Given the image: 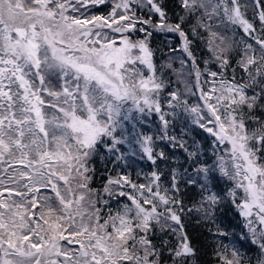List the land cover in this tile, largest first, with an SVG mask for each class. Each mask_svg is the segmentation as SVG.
Returning a JSON list of instances; mask_svg holds the SVG:
<instances>
[{"label": "snow or ice", "instance_id": "obj_1", "mask_svg": "<svg viewBox=\"0 0 264 264\" xmlns=\"http://www.w3.org/2000/svg\"><path fill=\"white\" fill-rule=\"evenodd\" d=\"M132 2L119 0L114 5L108 19L115 23L117 10L121 9L119 20L125 23L112 28L103 17L81 18L91 7L104 4L105 0H0V34L15 37L20 49L18 58L0 53V264H124L125 261L158 264V259L149 260L150 256H159V250L148 238L153 222L161 229L165 225L177 226L174 231L178 245L172 250L175 257L193 254L186 234L181 231L183 224L178 212H183V206L177 198L166 194L167 189H162L161 174L157 172L151 174L147 184H132L126 176L110 181L117 186L129 184L139 193L143 204L132 196V206L124 205L122 212L109 215L104 224L99 223V210L88 213L85 218L81 204L84 193H76L87 188L89 178L84 175L88 171L87 160L95 152L97 141L102 136L112 135L113 121L125 100H132L144 110L139 103L143 100V105L161 113L160 120L165 129L161 137H166L173 146L183 148L192 163L200 165L194 170L202 179L199 187L206 193L202 204L207 203V208L196 210L211 220L215 207L231 198L246 220L252 241L264 251V163H258L260 158L257 157V152L264 147V122L249 134L243 111L245 106L253 109L264 96V83L257 80L259 76L264 81V0H251L250 5L241 0H182L188 11L203 9L208 20L223 17L229 24L242 28L247 37L235 42L242 45L243 56L238 64L247 71L246 83L224 78L223 71L207 70L211 80L205 83H211L213 87L200 92L203 109L199 105L189 106L176 92L169 94L170 107L183 108L190 114L192 124L213 137L217 145H230L224 149L227 158L217 155L212 164L197 159L200 155L198 147L189 151L184 142L166 135L169 123L165 119L166 113L151 95L158 93L164 82H157L155 76L144 79L138 70L133 72L125 67L139 62L154 71L148 46L152 32L177 33L183 40L180 50L193 58L190 74L199 81L202 73L190 49L192 42L181 28L184 18H180V23H169L158 0H136L138 5L148 7L150 13L158 15V22L153 23L150 19L137 17L130 8ZM5 5L10 13L23 17L22 26L11 27L4 23ZM249 10L251 19L247 18ZM137 23L142 26L137 28ZM104 27L121 34L119 47L114 37L92 31ZM204 27L211 31L212 25L205 23ZM129 31L143 32L144 39L131 40L125 35ZM248 39L254 43H248ZM216 40L219 43H215ZM209 44L214 60L223 70L229 63L227 55L234 48L232 37L212 32ZM134 49L139 54L133 55ZM57 51L64 53L66 68L54 73L59 74L63 83L62 91L53 92L45 84L43 65L47 61H42L41 53L55 56ZM30 76L38 79L39 86H43L49 96L57 100L63 97V106L59 107L61 116L53 115L45 120L39 86L29 79ZM126 78L128 83H125ZM257 84L260 93L248 96L246 89ZM16 88L23 89L22 94ZM96 103L99 108L93 107ZM52 107L56 108L57 104ZM77 108L87 112L86 120L76 114ZM101 112L107 120L97 119ZM46 123L54 130L55 151L49 150ZM70 136L75 137V144L71 146L68 144ZM144 141V151L155 163L150 146L152 137L145 136ZM249 141H254L255 146L250 147ZM69 147L72 151L67 150ZM158 156L165 158V153L161 151ZM213 171L234 182L226 196L212 190L210 173ZM188 182L197 183L191 177ZM172 186L176 187L175 174ZM42 189H51L53 195L45 194ZM238 189L243 192L240 203L236 202ZM162 191L165 194H161ZM118 195L128 194L121 191ZM158 204L164 206L163 211L157 210ZM109 224L113 229L111 233L107 231ZM134 229L144 235L138 236ZM129 240L133 241L131 245ZM61 241L80 247L73 251L67 246L62 247ZM141 251L143 255H140ZM230 255L232 259H225L224 264H240L236 251ZM59 257H63V261ZM259 264H264V260Z\"/></svg>", "mask_w": 264, "mask_h": 264}, {"label": "trees", "instance_id": "obj_2", "mask_svg": "<svg viewBox=\"0 0 264 264\" xmlns=\"http://www.w3.org/2000/svg\"><path fill=\"white\" fill-rule=\"evenodd\" d=\"M116 1L118 0H105L104 4L93 8L92 14H90V10L86 14L88 15L87 18L92 16L103 17L110 23V20L107 19ZM158 2L161 3L166 12L169 23H180V18H184L181 28L192 42L190 49L193 52L195 64L202 73L199 81H197L194 74H190L193 70V58L188 57L180 50L183 40L177 33L152 32V36L148 41L154 65V71L152 72L157 82H164L163 88L158 93H154V97L159 102L162 112L166 113L165 119L169 122L166 135L174 136L177 140L184 142L189 151L198 147L200 155L197 159L203 163L212 164L217 155L224 156V153H226L224 151L225 146L222 144L217 145L213 137L192 124L190 114L185 112L183 108L170 107L168 103L169 94L176 92L189 106L199 105L203 109L204 105L200 92L201 90L207 92L213 87L211 83H205L206 80H211L207 76V70L217 71L218 73L223 71L224 78L229 80L234 78L235 81L246 83L248 81L247 71L238 64L243 56L242 45L235 42H238L241 38L247 39V37L242 28L229 24L223 17L208 20L203 14V9L197 8L188 11L184 8L182 0H158ZM241 3L250 5L251 0H241ZM130 8L137 17L150 19L153 23L159 20L157 14L150 13L148 7L138 5L136 0H133ZM251 17L252 12L249 10L247 18L251 19ZM205 23L212 25L211 31L204 27ZM116 25L118 26L119 23L117 22ZM141 26L139 23L136 25L137 28ZM256 26L259 27L258 21H256ZM98 29L107 30L110 34L113 33L112 29L107 27ZM212 32L217 33L218 36L232 37L234 41V48L227 55L228 66L223 70L213 58L212 47L209 44ZM125 35H128L133 41L144 39V33L141 31H129ZM114 39L118 44V37L115 36ZM247 42L254 43L250 39ZM215 43H219V40H216ZM43 74L49 91H62V80L59 74L54 75L48 72ZM34 80L39 85L38 79L34 77ZM257 80L264 83L259 76H257ZM41 87V95L45 98L44 107L48 108L51 97L44 90V87ZM260 91L259 84L246 89L248 96L256 95ZM243 111L246 116L245 129L251 134L253 130L260 126L261 122H264V96L253 109L249 110L245 106ZM150 112L151 116H146L139 123L136 132H139L142 137H152L150 146L153 149L155 163L142 152L140 144L136 143L138 149L135 154H128L130 139L126 140L121 137L112 139L107 135L103 137L108 141L110 149L105 148L104 144L101 143V137L95 145V152L87 160L88 172L86 175L89 178L87 187L94 195L93 201L95 200L101 220L108 219L119 201L129 199L128 195H118L120 189L127 194L132 191L131 187H127L129 184L121 183L117 186L110 183V181L126 176L132 184H147L151 174L157 172L161 174L162 189H167L166 194L177 198L183 206V212H178L181 215V223L183 224L181 231L186 234L194 251L190 256L175 257L172 250L178 245V236L174 231L177 226L175 224H172L171 227L165 225L161 229L153 222L148 238L159 250V256L158 258L150 256L149 260L158 259V264H224L225 259H232L230 253L236 251L240 256V264H259L262 261V250L252 241L246 220L240 210L232 203L231 198L223 200L215 207L211 220L206 219L203 213L196 210L199 207L207 208V203L202 204L203 196L206 193H203L199 187L202 179L194 170L200 165L193 164L183 148L175 147L166 137H161L165 132L160 120L161 113L154 110H150ZM72 139L74 140L75 137ZM249 144L250 147L255 146L254 141H249ZM161 151L165 153V158L158 156ZM115 155L117 156L115 157ZM257 157L260 158L258 163H264V147H261L257 152ZM173 174L176 176L175 188L172 186ZM190 177L196 180L197 183H189ZM210 183L212 190L221 196H226L228 190L234 187V182L222 176L218 171L210 173ZM106 188L110 190L108 195L104 194ZM42 192L53 195L50 190ZM162 194L165 193L162 191ZM236 195L238 197L236 202L240 203L238 190ZM159 211H163V208ZM139 235H144V233H139ZM129 242L128 244L131 245L133 241L130 240ZM141 252L140 255H143Z\"/></svg>", "mask_w": 264, "mask_h": 264}, {"label": "rangeland", "instance_id": "obj_3", "mask_svg": "<svg viewBox=\"0 0 264 264\" xmlns=\"http://www.w3.org/2000/svg\"><path fill=\"white\" fill-rule=\"evenodd\" d=\"M118 2H119V0L116 1V3H118ZM50 6H51V5H50ZM97 6H99V5H97ZM97 6H95V7H97ZM93 8H94V7H91V8L89 9L88 12H90V10H91V13H90V14L93 13ZM88 12H87L86 14H88ZM121 13H122V10H121V9H118V10H117V16H116V18H115V23H113L112 20L107 19V20H110V23L112 24V28H115V27L117 26V25H116L117 22L119 23V25L124 24V21H120V20H119V15H120ZM70 14H71V12H70ZM90 14H89V16H90ZM87 16H88V15H86V16L83 17V18H87ZM108 17H109V16H108ZM108 17H107V18H108ZM83 18H82V19H83ZM89 27H91V25H89ZM92 31H93V33L97 32V31L101 32L102 34H103V33H107L109 36H112V37L117 36V37H118V41H119V43L116 44V46H117V47L120 46V35H121V34L114 33L112 30H111V31H112L113 33L110 34L107 30L102 31V30H100V29H98V28H93ZM181 39H182V38H181ZM97 46H98V45H97ZM137 54H139V53H138V50L134 49V50H133V55H137ZM41 55H43V52L41 53ZM151 59H152V58H151ZM125 67L128 68V69H130V70L133 71V72H135V71L138 70L139 73H140V76H142L144 79H148L149 77L153 76V72H152L151 70H149V69L147 68L146 65H142V64H140L139 62H137L135 65H132V64H126ZM29 79H30L35 85L39 86V85L37 84V82L34 80V76H30ZM136 79L138 80L139 77H136ZM128 82H129V81H128V79L126 78V79H125V83H128ZM62 83H63V81H62ZM14 87H15V86H14ZM149 87H151V85H149ZM211 88H212V87H211ZM16 90H17L19 93H21V94H22V92H23V89H20V88H16ZM34 90H36V89L34 88ZM41 91H42V87L39 86L40 97H41V99L43 100V106H42V108H41V111H42V113H43L44 116H45V120L47 121V120L51 119L53 115L61 116L62 113L59 112V107L63 106L62 103H61L62 100H63V97H60L59 100H57L56 98L50 96V97H51V99H50V106H49L48 108H45V107H44V105H45V102H44V101H45V98H44V96L41 95ZM151 95L154 96V93H152ZM14 99H15V98H14ZM202 102H203V100H202ZM54 103L57 104V107H56V108H53V107H52V105H53ZM77 103H78V104L80 103L79 98L77 99ZM139 103H140L141 106H144V110H141L140 106H139L138 104H135L132 100H125V101L122 102L121 108H120V110L117 112L116 118H115V120L113 121L112 135L109 136V137H111L112 139H117V138H119V137L124 138V139H126V140L130 139V142L128 143V147H129V148H128V151H127L128 154H129V153H131V154H135V153L137 152V149H138V148L136 147V143H137V144H140V147H141L142 152H144L146 155H148V153L144 151V144H145L144 137L140 136V135H139V132H136V131L138 130V125H139V123H140L142 120H144L146 116H148V115L151 116V112H150V110H152V109H151L150 107H148L147 105H143V100H141ZM203 105H204V104H203ZM17 106H18V105H17ZM93 107H94V108H99L100 105H99V103H96V104L93 105ZM13 110L15 111V109H13ZM76 114H77L78 116H80L81 119H85V120L87 119V112H86V111H82L81 109L77 108V110H76ZM97 119H98V120H101V121H105V120H107L108 118H107V116H105V115L103 114V112H101V113L97 116ZM45 127H46V130L49 131V136H48L49 150H50V151H55V145H54V143H52V136H53L54 130H53V129L51 128V126L48 125L47 123H46ZM55 135H60V133H59V132H55ZM73 137H74V136H70V137L68 138V144H69V146L75 144V139H74V140L72 139ZM106 138H108V137H106ZM132 138H133L134 140H133ZM139 138H140V139H139ZM138 140H139V141H138ZM98 141H99V140H98ZM98 141H97V142H98ZM121 142H123V141H121ZM101 143L104 144L105 148L110 149V148L108 147V141H107V140L105 139V137H103V136H102V142H101ZM96 144H97V143H96ZM110 144H111V143H110ZM222 145H224L225 148L230 147V145H228L227 143L222 144ZM249 146H250V144H249ZM111 147H113V146H111ZM67 150H68V151H72V148L69 147ZM116 156H117V155H115V157H116ZM224 156L227 158V153H224ZM138 163H139V162H138ZM86 167H87V166H86ZM74 171H75V170H73V173H74ZM87 172H88V171H87ZM87 172L84 173V175H85L86 177H87V175H86ZM6 183H7V181H6ZM75 183H76V181H73V184H75ZM87 183H88V182H87ZM61 187H63V182H61ZM127 187H130V186L127 185ZM49 190L51 191V189H47V190L42 189L41 191H49ZM155 190H156V189L153 188V191H155ZM121 191H122V190L120 189V192H121ZM238 191H239V195H238V196L242 197V196H243V192H242V190L238 189ZM80 192H83V193H84V196H85V199L81 202V204H82V210L85 212V218H87V214H88V213L97 210V208H96V204H95V200L93 201V196H94V195H93V193H92L91 191L88 190V187H87L86 189H80V190H77L76 195H79ZM122 192H123V191H122ZM109 193H110V190H109V189H108V191H104V194H105V195H108ZM161 194H162V192H161ZM47 195H49V194H47ZM132 196H135V197H137L138 199H140V200H141V203L143 204V199L140 198L139 193H137L135 189H132L131 193H130V194L128 193V197H129V199H123V200L119 201V202L117 203V207L114 209V212H112L111 215H112V216H115L118 212H122V211H123V206H124V205H128V206L131 207V206H132V200L130 199V197H132ZM90 202H92V203H90ZM144 206L147 207V208H150V207H151V205H144ZM162 208H163V206L158 204V209H157V210H158V211H159L160 209L162 210ZM98 215H99V214H98ZM99 217H100V216H99ZM105 221H106V220H105ZM105 221H102L101 218L99 219V223H100V224H104ZM133 226H135V220H133ZM257 226H258V225H257ZM134 230H135V232H136L137 235H138L139 233H142L139 229H134ZM107 231H108L109 233H111V232L113 231L111 224H109V226L107 227ZM129 241H130V240H129ZM129 241H128V243H130ZM132 243H133V242H132ZM61 246H62V247L67 246V247H69L70 249H72L73 251H78V250H76L77 248L70 247V246L66 245L65 242H62V241H61ZM79 247H80V246H79ZM141 253L143 254V252H141ZM58 259H59L60 261H63V257H59ZM262 260H264V251H262ZM124 264H130V262L125 261Z\"/></svg>", "mask_w": 264, "mask_h": 264}, {"label": "clouds", "instance_id": "obj_4", "mask_svg": "<svg viewBox=\"0 0 264 264\" xmlns=\"http://www.w3.org/2000/svg\"><path fill=\"white\" fill-rule=\"evenodd\" d=\"M3 19L4 23L11 27L22 26L24 24L23 17L15 12L10 13L7 5L4 6ZM19 52L20 49L16 43L15 37L10 38L7 35L0 34V53H4L12 58H18ZM41 59L42 61L45 59L47 61L43 65L45 72L54 74L66 68L63 52L57 51L55 56L43 52Z\"/></svg>", "mask_w": 264, "mask_h": 264}, {"label": "flooded vegetation", "instance_id": "obj_5", "mask_svg": "<svg viewBox=\"0 0 264 264\" xmlns=\"http://www.w3.org/2000/svg\"><path fill=\"white\" fill-rule=\"evenodd\" d=\"M78 249H79V244H78Z\"/></svg>", "mask_w": 264, "mask_h": 264}]
</instances>
